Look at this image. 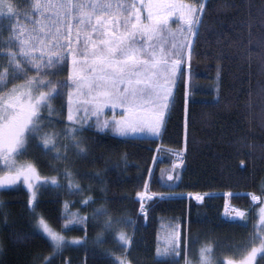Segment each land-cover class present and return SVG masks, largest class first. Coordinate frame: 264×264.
<instances>
[{"label": "trees", "instance_id": "trees-1", "mask_svg": "<svg viewBox=\"0 0 264 264\" xmlns=\"http://www.w3.org/2000/svg\"><path fill=\"white\" fill-rule=\"evenodd\" d=\"M184 1L198 7L200 0ZM203 4L189 69L174 81V103L161 137L118 138L68 120L63 76L62 93L48 101V112L40 111V135H30L16 157L55 181L38 185L34 202L21 185L0 189V264H185L186 259L201 264L204 245H211L214 264H228L238 263L245 248L259 246L264 233V0ZM5 5L0 12L6 14ZM168 27L177 29L172 23ZM163 36L165 57L182 60L186 47L182 58L173 56L172 38L167 32ZM74 127L84 129L77 133L84 155L66 134ZM45 133L54 148L45 149ZM180 150L183 163L173 169L169 152ZM144 189L154 197L145 219L135 200ZM187 195L204 197L197 203ZM226 201L245 212L241 220L222 218ZM101 208L106 213L94 215ZM41 216L66 238L61 249L37 228ZM119 231L132 238L130 245L121 246ZM178 231V255H158L157 249L169 247L162 238L176 239ZM254 264L264 259L259 255Z\"/></svg>", "mask_w": 264, "mask_h": 264}, {"label": "snow or ice", "instance_id": "snow-or-ice-1", "mask_svg": "<svg viewBox=\"0 0 264 264\" xmlns=\"http://www.w3.org/2000/svg\"><path fill=\"white\" fill-rule=\"evenodd\" d=\"M38 11H45L51 5L47 3H40L37 0L32 5ZM141 7L143 4L141 3ZM149 11L146 18L147 22H143L141 18V10L136 6L134 2L126 4L112 3H93L86 5L83 3H72L71 0L57 5V8L64 11V19L67 21L68 17L79 15L83 17L79 21L81 25L85 23V20L91 21V18L95 10L100 11V15H96V24L101 25L98 29L96 25L92 26L93 32H104L107 30V38L100 40L99 47L95 41L89 38V43L93 49L91 52V58L93 64L89 69L96 75L93 77L90 83V89H96V97L103 98L104 100L119 101L121 107L125 105L129 109L128 120H122L116 123L115 130L126 135L129 132H149L159 133L161 126L165 123L166 113L170 111L171 106L174 103V96L171 91L170 84L174 81L176 72L181 64L180 59L169 61L164 59V50L161 49V55L158 57L155 50V46H149L152 48L151 52L145 50L143 46L138 47L136 41V34L141 33L148 36L151 40L153 36L160 35V39L163 41V33L167 32L172 38V55L183 57V48L185 44L177 40V33L183 35L186 30L192 32L196 30V34L199 33V26L203 23V14L205 13V5L202 3L198 7H193L191 4H185L180 0L179 3L168 2L155 6L149 4ZM91 8L93 11H85V9ZM163 9V13L161 12ZM12 9L9 7V12ZM179 12V19L183 21L175 31L168 27V17L175 12ZM122 13V27L123 32L119 36L116 35L111 29H106L107 21L102 17L108 15L109 17L115 16L116 19H120ZM27 15V13H25ZM59 24V20L57 21ZM65 35L59 32L57 28L54 39L57 44L62 48L63 44L60 43L58 37ZM79 39V36H77ZM142 45V42H141ZM69 53L73 59V65L77 63L78 53L72 49L71 42L68 43ZM87 47V45H86ZM9 55L13 58L15 53L9 50ZM79 55H83L80 53ZM60 60L64 59V53L58 54ZM18 69H20V61L14 60ZM51 63V61H49ZM160 68L165 70L166 75L161 80ZM170 69V70H169ZM22 70V69H21ZM39 70V65H37ZM76 73L75 67L73 72L70 73V77ZM7 72L0 73V87L6 85ZM34 78H29L25 85H13L12 89L5 96L0 94V159L3 160L4 165L10 170L15 169L14 176L10 177L7 181L11 183L12 180L23 176L25 181L29 180L32 175L36 174V168L32 163L20 164L17 162L16 157L25 150L30 135H40L41 123H40V108L46 104L51 97L58 91V85L48 81L50 86V92H40L39 95L33 97L32 85ZM65 84L68 82L65 81ZM121 85L123 88H121ZM81 82L76 81V87L79 88ZM21 89H27L21 91ZM27 97V101H25ZM69 99H71V92L69 93ZM93 103H98V100H94ZM50 107V105H48ZM151 109L150 118L144 120L141 113L147 109ZM68 119L73 120L71 109L69 111ZM97 127H107V123ZM84 131L83 127H74L68 129L66 134H70L71 140L77 147L79 154H86L87 150L82 145V141L77 137V133ZM44 147L48 150V146L55 147L51 136L47 133L44 134ZM67 147V146H65ZM59 156V153H57ZM67 174V173H66ZM171 178V177H170ZM179 177H177L178 179ZM4 181H0V184ZM31 187V184H29ZM35 196V193H33ZM90 199V198H89ZM197 199L200 196L197 195ZM253 199L257 197L253 196ZM31 202V201H30ZM88 201H86L87 203ZM143 211V205H141ZM107 209H98L94 215H100L106 213ZM227 211V210H226ZM238 214L243 217L244 213L237 210ZM261 220L264 221V208L261 209ZM128 223L129 221H125ZM112 220L106 221V226L112 227ZM37 228L47 234L50 238L54 249H61L66 243V238L62 233L57 232L50 224L41 216L37 222ZM118 240L123 241L122 247H126L131 244V237L124 231H119L117 234ZM78 241L79 238H74ZM257 236L254 234L252 237V243L255 244ZM178 238L170 242L169 247H165L163 250L157 249L158 255H178ZM246 255L238 262V264H252V261L256 258L257 254H260V258L264 259V233L259 237V248L252 246L251 250L247 248L243 250ZM213 249L211 245H204L200 248V261L201 264H214ZM47 260V258H45ZM120 264H124V261H120ZM185 264H190V261L186 259ZM228 264H236V262L229 261Z\"/></svg>", "mask_w": 264, "mask_h": 264}, {"label": "rangeland", "instance_id": "rangeland-1", "mask_svg": "<svg viewBox=\"0 0 264 264\" xmlns=\"http://www.w3.org/2000/svg\"><path fill=\"white\" fill-rule=\"evenodd\" d=\"M36 2L37 0H0V8L3 4H6L5 10L8 11L6 14L0 12V73H5V71L7 72V83L5 86L0 87V94H4L6 96L12 89L13 85H25L29 78H34L32 92L35 93V95H33V97H35L39 95L40 92H50L51 89L48 81L62 86L61 80L63 76H65V81L68 82L65 91L67 100V119L71 109V114L73 116V120H71L72 122H79L82 126L91 127L103 134H110L124 139L144 137L158 138L161 131L159 133H149L147 131L137 133L129 132L126 135H122L116 131L115 126L117 122L131 118L129 116L128 107L126 105L121 107L119 101L104 100L103 98L98 99L95 95L96 89H90L89 87L93 77L96 75L89 70L93 64L91 58V52L93 49L89 43V38L92 41H95L99 47L100 40L107 38L108 35L107 30L103 33L100 31H92L93 25H96L98 29L101 27V25L96 24V15H100V11L95 10L91 21L89 22L85 20V23L81 25L79 21L83 19V17L74 15L68 17L67 21H65L64 11L57 8V5L67 2V0H40V3L42 4L47 3L51 5V7L43 12L32 7V5ZM71 2L83 3L86 5L93 3H112L113 5H116L118 3L126 4L134 2L141 10L142 21L147 22L144 18L148 15L149 4L153 5V10L155 11L156 5L172 2V0H71ZM174 2L179 3L180 0H174ZM182 2L185 4H191L184 0H182ZM201 2H204V0H200L198 6ZM141 3L143 4V7H141ZM192 6L195 7L194 5ZM9 7L12 9L11 12H9ZM85 11H93V9L87 8ZM163 11L164 10L161 9L162 13ZM25 13H27V15ZM123 14L126 13H122L120 19H116L115 16L109 17L108 15H104L102 17L107 21L106 29H111L117 36L123 32L121 23ZM179 16L180 13L178 11L175 12L173 15L168 17V23H172L176 26V28H178L181 24H183V21L179 19ZM58 20L59 24H57ZM57 28H59L60 33L66 34V36L60 35L58 37L60 43L63 44L62 48L57 44L56 39H54ZM194 33L195 29H193L192 32L185 30L183 35L178 33L180 36L179 41L183 43L184 41H187V44L184 52L185 62L182 63L181 61L179 69L176 72V76L181 68L182 70H185L186 73L188 72V64L187 60H185V56L188 42ZM77 36H79V39H77ZM136 41L138 47L143 46L149 53L152 50L149 46L154 45L155 48L158 49H155L158 57L161 55V49L163 48L164 50L163 41L160 39V35L153 36V38L149 40L147 35L137 33ZM69 42L72 44V49L78 53L77 63L75 65H73V59L67 46ZM9 50L16 54L14 60L20 61V69L17 68L13 58L9 55ZM60 52L64 53L63 60L58 58V54ZM80 53H83V55H79ZM164 53L166 54V50H164ZM165 54L164 59L168 60L170 64L171 61L165 57ZM49 61H51V63H49ZM37 65H39V70H37ZM74 67L76 69V73L70 77V73L73 72ZM159 71L161 73L160 82L163 83V78L166 73L163 68H160ZM78 80L81 82V86L79 88L76 87V81ZM173 84L174 81L170 84L171 91L173 90ZM121 88H123L122 85ZM21 91H24V89H21ZM61 91L62 89L60 88L57 92L61 94ZM70 92L71 99H69ZM94 100H98V103H93ZM25 101H27V97H25ZM46 109H48V102L42 105L40 111L48 112ZM150 115V108L141 113L144 120L149 119ZM98 123L100 125L107 123V127H97ZM163 126H161V129H163ZM16 160L20 164L27 163L18 161L17 158ZM14 174L15 169L10 170L4 165L3 160L0 159V181H4V183L0 184V189L21 185V187L28 192L29 199L32 202L35 200V191L38 185L42 183H53L55 181L54 179L42 178L36 171V174L32 175L27 181H25L23 176H20L19 178L12 180L11 183H8L7 181L10 177L14 176ZM29 184H31V187H29ZM33 193H35V196H33ZM194 199L196 202L202 201L201 198ZM256 200L257 199H255V201ZM224 218L229 219L230 217ZM242 218L243 217H240L239 219H230L241 220ZM39 230L44 237L50 240L42 229ZM175 238H178L179 242V231L177 232ZM173 240L174 239L166 240L162 238L161 242L164 246L165 244L170 246V242ZM257 248H259V246ZM259 255L260 254L258 253L256 258ZM256 258L252 261V264L255 263Z\"/></svg>", "mask_w": 264, "mask_h": 264}, {"label": "bare ground", "instance_id": "bare-ground-1", "mask_svg": "<svg viewBox=\"0 0 264 264\" xmlns=\"http://www.w3.org/2000/svg\"><path fill=\"white\" fill-rule=\"evenodd\" d=\"M89 172V171H88ZM178 172V171H177ZM176 176V175H175ZM193 198H197V195H193ZM227 210V211H226ZM259 211V210H258ZM241 212V211H240ZM225 217H230L234 219H239L241 216L238 214L237 209L233 210L230 207L226 206L224 213ZM229 218V219H230ZM231 220V219H230ZM141 223V222H140ZM247 225V224H246ZM179 227V226H178ZM256 228V227H255ZM225 259V258H224Z\"/></svg>", "mask_w": 264, "mask_h": 264}, {"label": "built area", "instance_id": "built-area-1", "mask_svg": "<svg viewBox=\"0 0 264 264\" xmlns=\"http://www.w3.org/2000/svg\"><path fill=\"white\" fill-rule=\"evenodd\" d=\"M181 162V156L180 155H177V154H174V162H173V165H179ZM142 199H145L144 196H142L141 199H138L140 202Z\"/></svg>", "mask_w": 264, "mask_h": 264}]
</instances>
